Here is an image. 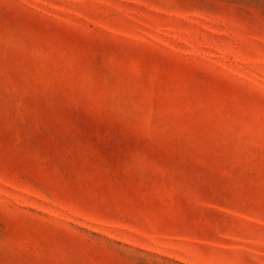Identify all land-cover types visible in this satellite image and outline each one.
Returning <instances> with one entry per match:
<instances>
[{"label": "rangeland", "instance_id": "rangeland-1", "mask_svg": "<svg viewBox=\"0 0 264 264\" xmlns=\"http://www.w3.org/2000/svg\"><path fill=\"white\" fill-rule=\"evenodd\" d=\"M0 264H264V0H0Z\"/></svg>", "mask_w": 264, "mask_h": 264}]
</instances>
